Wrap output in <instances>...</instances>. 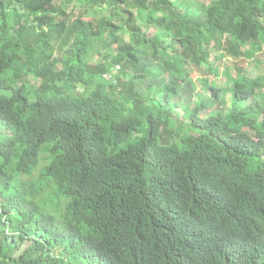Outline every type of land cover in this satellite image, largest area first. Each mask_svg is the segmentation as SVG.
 <instances>
[{
    "label": "trees",
    "instance_id": "1",
    "mask_svg": "<svg viewBox=\"0 0 264 264\" xmlns=\"http://www.w3.org/2000/svg\"><path fill=\"white\" fill-rule=\"evenodd\" d=\"M260 44L264 0H0V264H264V77L183 99Z\"/></svg>",
    "mask_w": 264,
    "mask_h": 264
},
{
    "label": "rangeland",
    "instance_id": "2",
    "mask_svg": "<svg viewBox=\"0 0 264 264\" xmlns=\"http://www.w3.org/2000/svg\"><path fill=\"white\" fill-rule=\"evenodd\" d=\"M244 49H248V46ZM244 49L242 51H244ZM219 50H211L208 56L207 64L211 65L212 68L219 69L217 75L214 72H208L203 76V72L199 73V70L193 64L191 65V77L195 82V93L193 92L192 98H189L187 95H184L183 99L185 103H196L203 96L205 98L209 97L210 92L204 89H201L202 84L200 80L206 78L207 80H213L216 86L223 88V92L220 94V102L216 105L214 112L221 111V113H227L230 109V97L231 93L226 90L228 89L235 79L238 77V71L242 70L247 77H264V44H260V53H256L253 58L250 57H240L234 58L232 55L227 52L226 45H223L220 53ZM222 54L220 63L216 59L217 56ZM214 70V69H213ZM165 76V75H163ZM203 76V77H202ZM258 94L264 93V87L260 88L257 92ZM222 106V108H220ZM193 107V106H191ZM178 113H182V109L178 110ZM260 126V125H259ZM258 126V127H259Z\"/></svg>",
    "mask_w": 264,
    "mask_h": 264
},
{
    "label": "clouds",
    "instance_id": "3",
    "mask_svg": "<svg viewBox=\"0 0 264 264\" xmlns=\"http://www.w3.org/2000/svg\"><path fill=\"white\" fill-rule=\"evenodd\" d=\"M85 264H87V263H85Z\"/></svg>",
    "mask_w": 264,
    "mask_h": 264
}]
</instances>
